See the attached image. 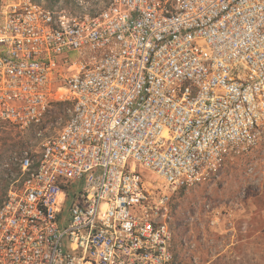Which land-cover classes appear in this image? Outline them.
<instances>
[{
	"label": "built area",
	"instance_id": "built-area-1",
	"mask_svg": "<svg viewBox=\"0 0 264 264\" xmlns=\"http://www.w3.org/2000/svg\"><path fill=\"white\" fill-rule=\"evenodd\" d=\"M59 101L0 201V264H178L172 192L264 142V0H0V120Z\"/></svg>",
	"mask_w": 264,
	"mask_h": 264
},
{
	"label": "rangeland",
	"instance_id": "rangeland-1",
	"mask_svg": "<svg viewBox=\"0 0 264 264\" xmlns=\"http://www.w3.org/2000/svg\"><path fill=\"white\" fill-rule=\"evenodd\" d=\"M69 109L53 103L24 129L0 120V201L20 185L25 151L36 153L58 135ZM172 217L178 264H264V142L228 159L215 180L172 192Z\"/></svg>",
	"mask_w": 264,
	"mask_h": 264
},
{
	"label": "trees",
	"instance_id": "trees-1",
	"mask_svg": "<svg viewBox=\"0 0 264 264\" xmlns=\"http://www.w3.org/2000/svg\"><path fill=\"white\" fill-rule=\"evenodd\" d=\"M54 104H59V105H65V104H67L69 107H71L72 106V104L70 103V102H61V101H59V102H54ZM23 146H25V142L23 143ZM21 174V173H20ZM22 178V177H21ZM23 180V179H22ZM21 180V181H22ZM180 190H182V191H185V189H180Z\"/></svg>",
	"mask_w": 264,
	"mask_h": 264
}]
</instances>
